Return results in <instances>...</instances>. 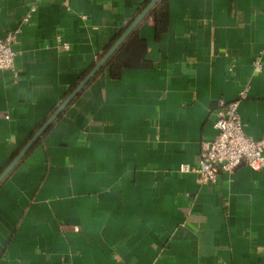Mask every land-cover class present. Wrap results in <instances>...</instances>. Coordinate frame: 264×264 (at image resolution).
Here are the masks:
<instances>
[{
  "label": "crops",
  "instance_id": "1",
  "mask_svg": "<svg viewBox=\"0 0 264 264\" xmlns=\"http://www.w3.org/2000/svg\"><path fill=\"white\" fill-rule=\"evenodd\" d=\"M147 1L0 0V39L20 29L0 173ZM146 17V64L103 66L0 183V264H264V171H177L198 164L220 99L264 136V0H169L161 32Z\"/></svg>",
  "mask_w": 264,
  "mask_h": 264
},
{
  "label": "built area",
  "instance_id": "2",
  "mask_svg": "<svg viewBox=\"0 0 264 264\" xmlns=\"http://www.w3.org/2000/svg\"><path fill=\"white\" fill-rule=\"evenodd\" d=\"M38 1L40 0H35ZM36 7V3L30 7L25 21L30 19ZM19 32L20 29L11 31L0 39V72L15 70L17 53L13 45ZM64 47L68 48V44L65 43ZM258 58L255 59V66L260 69L262 64ZM239 103V100L218 101L214 117L215 135L202 141L198 164L181 163L177 168L179 173H192L196 176V181L204 185L216 183L220 173H231L241 163L264 171V136L254 139L246 132L239 112Z\"/></svg>",
  "mask_w": 264,
  "mask_h": 264
},
{
  "label": "trees",
  "instance_id": "3",
  "mask_svg": "<svg viewBox=\"0 0 264 264\" xmlns=\"http://www.w3.org/2000/svg\"><path fill=\"white\" fill-rule=\"evenodd\" d=\"M150 1L151 0H148L146 5ZM151 15H154L159 31L161 32L166 30L169 17V0H159L146 18ZM146 51V41L140 37L139 27H136L108 58L104 68H108L114 77H118L123 68H134L145 65Z\"/></svg>",
  "mask_w": 264,
  "mask_h": 264
},
{
  "label": "water",
  "instance_id": "4",
  "mask_svg": "<svg viewBox=\"0 0 264 264\" xmlns=\"http://www.w3.org/2000/svg\"><path fill=\"white\" fill-rule=\"evenodd\" d=\"M159 2V0H151L149 4L133 19L128 25L124 33L115 41V43L108 49L102 58L93 66V68L86 74V76L76 85L72 93L63 101V103L55 110V112L47 119L42 127L33 135V137L26 143V145L19 151L14 159L5 167L0 173V183L8 176V174L17 166V164L32 150L40 137L44 134L49 125L61 114L64 108L85 88V86L98 74V72L105 65L108 58L115 52L119 45H121L130 32L135 29L143 19L150 13L152 8Z\"/></svg>",
  "mask_w": 264,
  "mask_h": 264
}]
</instances>
